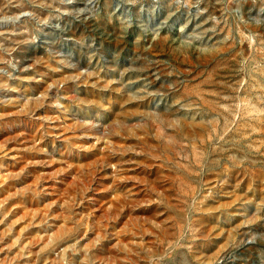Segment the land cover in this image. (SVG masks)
Listing matches in <instances>:
<instances>
[{"label": "rangeland", "instance_id": "1", "mask_svg": "<svg viewBox=\"0 0 264 264\" xmlns=\"http://www.w3.org/2000/svg\"><path fill=\"white\" fill-rule=\"evenodd\" d=\"M0 264H264V0H0Z\"/></svg>", "mask_w": 264, "mask_h": 264}]
</instances>
